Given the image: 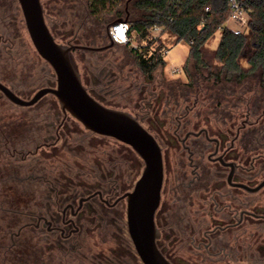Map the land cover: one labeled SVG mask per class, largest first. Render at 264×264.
<instances>
[{
  "label": "flooded vegetation",
  "instance_id": "obj_1",
  "mask_svg": "<svg viewBox=\"0 0 264 264\" xmlns=\"http://www.w3.org/2000/svg\"><path fill=\"white\" fill-rule=\"evenodd\" d=\"M183 73L145 76L133 112L162 149L156 246L172 264H264V91ZM60 110L59 122H0V264H144L127 213L144 161L138 171L114 146L75 155Z\"/></svg>",
  "mask_w": 264,
  "mask_h": 264
},
{
  "label": "trees",
  "instance_id": "obj_2",
  "mask_svg": "<svg viewBox=\"0 0 264 264\" xmlns=\"http://www.w3.org/2000/svg\"><path fill=\"white\" fill-rule=\"evenodd\" d=\"M123 1L58 0L52 2L50 8L54 15L64 18V24L71 28L67 31L68 35H74L76 39H80L81 45L88 43L91 46H99L100 41L101 44H105L104 40H109L107 34L108 16L115 15L119 18L128 14L122 6ZM129 1L132 2L133 9L139 12L136 18L127 17L131 23L129 34L133 40L137 41V45L133 42L115 45L128 47L145 76L152 78L158 67H165L167 64L164 53L167 47L166 41L167 38L175 37L177 41L182 40L188 44L189 54L183 66L185 70L190 60H194L198 67H203L208 71L207 79L214 80L216 83L242 82L244 78L256 75L259 82L257 91H264V0H239L249 13L247 28L244 31L234 30L226 25L232 13L231 0ZM47 16L45 9L46 19ZM5 18L8 21L7 15ZM9 25V23L4 25L5 30L10 29ZM155 26L160 27L158 35H154L152 40L145 42L144 36ZM218 31L221 32L219 43L216 47H212L211 42ZM80 35L83 40L78 37ZM111 47L108 46L105 49ZM76 50H84L91 58L102 53V50ZM16 58L18 60L19 57L15 53L6 55L5 63L0 66V80L17 94L23 96L26 87H23L25 80L21 75L24 74V71H28V62H23V70H20L21 74H18L14 67H8V61ZM100 72H104V69L94 70L92 75L94 79L102 82L101 78L104 75ZM54 82H56V74ZM91 94L99 99L96 94ZM43 112L46 114L39 112L18 121L59 122L60 112L57 113L53 108L44 109ZM18 121L6 119L5 116L0 117V122ZM70 125L74 133L75 155L77 149H79L78 153H82L84 149L86 154L88 151L92 155L101 157L107 155L109 147H113L105 143L97 144V146L87 145L79 128L74 127L72 122ZM90 147L93 149L92 151H90Z\"/></svg>",
  "mask_w": 264,
  "mask_h": 264
},
{
  "label": "rangeland",
  "instance_id": "obj_3",
  "mask_svg": "<svg viewBox=\"0 0 264 264\" xmlns=\"http://www.w3.org/2000/svg\"><path fill=\"white\" fill-rule=\"evenodd\" d=\"M55 1L58 0H42L46 9V16L48 15L46 21L56 40L61 43H68V41H71V43L82 44L79 42L80 39H76L74 35L67 34V31L71 30V28L64 24V18H59L54 15L50 6L53 4L52 2ZM8 2L9 7L7 9V17L10 29H8L9 31L5 30V26H2L5 40L0 46V66L5 63L4 58L6 55L12 53H15L19 58L18 60L17 58L15 60H9L8 67H14V70L18 74H21L20 70H23V62H28V71H24V74L21 75V77L25 80L23 87H26L25 95H23V97L30 98L39 88L51 86L55 83V72L51 65L34 47L27 31L18 0H8ZM122 6L128 12V14H125L123 17L127 18L128 16H131V18H136L139 15V12L133 9L132 2L129 0H124ZM116 18L115 15H109L107 23L109 24ZM226 25L234 30L240 31H244L247 28L245 24L238 23L233 19H229L226 22ZM220 35L221 32L218 31L211 42L212 47L218 45ZM78 37L83 40L81 35ZM84 41L86 40L84 39ZM148 41L149 40H146L145 42ZM101 43L102 42L100 41L99 46H107L110 44V40H104L105 44ZM166 43L167 48H169L166 55L167 65H165V67H158L154 71V83L156 86H158V83H163L164 81L167 83H175L179 80H186L183 73V66L186 63L189 54L188 44L182 40L177 41L175 37L167 38ZM83 44L89 45L88 43ZM133 44L137 45V41L133 40ZM103 50L102 53L94 55L92 58L84 50L75 51V57L79 64L83 82L89 91L96 94V96L99 97V100L106 105L128 110L133 113L137 109L138 102L141 99L148 97V92L144 91L145 88L142 87L144 85L143 82H145V75L141 72L134 56L125 45H115L110 49ZM171 67L177 68L179 71H176L175 74L174 71H170ZM102 68L104 69V72L100 73L104 76L101 78L102 82H99L94 79L92 74L94 70L98 71ZM185 72L186 75L199 79L201 82L204 78H207L208 75V71L203 67H198L194 60H190ZM258 83V76L256 75H251L245 79V91L248 97H252L257 93ZM48 108L55 109L57 113L60 112V118L58 120L60 121L63 114L60 110V104L54 95L47 94L35 105L23 107L12 103L0 91V117L5 116L6 119L18 121L21 118L38 114L39 112L45 113L43 110H48ZM68 121L72 122L74 127L79 128L82 137L84 135L85 143L87 145L93 144L94 146H97V144L105 143L109 146H114L116 149H123L124 152H131L133 157L137 160L138 171L142 170L144 164L143 160L128 144L110 136L89 133L90 131L86 130L84 125L70 114ZM92 150L93 149L90 147V151Z\"/></svg>",
  "mask_w": 264,
  "mask_h": 264
},
{
  "label": "water",
  "instance_id": "obj_4",
  "mask_svg": "<svg viewBox=\"0 0 264 264\" xmlns=\"http://www.w3.org/2000/svg\"><path fill=\"white\" fill-rule=\"evenodd\" d=\"M31 41L38 53L51 65L56 83L39 88L32 97L23 98L0 80V91L13 103L30 106L47 94L54 95L64 113L79 120L94 133L113 137L130 145L145 165L135 189L128 193V226L136 250L144 264H172L157 248L158 229L154 215L161 199L163 182L162 149L153 134L132 112L111 107L91 94L84 84L76 49L103 50L115 42L111 25L128 21L119 17L107 24L110 44L91 46L58 42L45 17L42 0H18ZM1 40V33H0Z\"/></svg>",
  "mask_w": 264,
  "mask_h": 264
},
{
  "label": "built area",
  "instance_id": "obj_5",
  "mask_svg": "<svg viewBox=\"0 0 264 264\" xmlns=\"http://www.w3.org/2000/svg\"><path fill=\"white\" fill-rule=\"evenodd\" d=\"M232 13L229 19L245 24L247 26L249 20V13L246 8H244L239 0H231ZM131 30V23L129 21H118L117 23L111 25L110 36L115 44H127L128 42H133L132 36L129 34ZM160 30L159 26L153 27L150 32L144 36V41L152 40L154 35H158ZM169 48L166 47L164 53L167 55ZM167 65V64H166ZM170 71H177V68H170Z\"/></svg>",
  "mask_w": 264,
  "mask_h": 264
}]
</instances>
